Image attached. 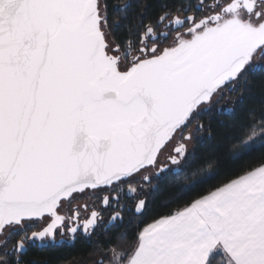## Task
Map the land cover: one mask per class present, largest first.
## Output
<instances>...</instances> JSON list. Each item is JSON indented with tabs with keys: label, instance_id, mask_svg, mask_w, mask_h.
I'll list each match as a JSON object with an SVG mask.
<instances>
[{
	"label": "snow or ice",
	"instance_id": "1",
	"mask_svg": "<svg viewBox=\"0 0 264 264\" xmlns=\"http://www.w3.org/2000/svg\"><path fill=\"white\" fill-rule=\"evenodd\" d=\"M254 76L264 0H0V264L101 233L92 264H264V102L132 219Z\"/></svg>",
	"mask_w": 264,
	"mask_h": 264
},
{
	"label": "trees",
	"instance_id": "2",
	"mask_svg": "<svg viewBox=\"0 0 264 264\" xmlns=\"http://www.w3.org/2000/svg\"><path fill=\"white\" fill-rule=\"evenodd\" d=\"M251 79L252 83L242 97L226 94L221 105L214 106L210 113L204 115V123L209 127L195 145L196 162L191 168L185 169L180 176H166L153 189H150L147 194L149 201L147 211L142 217L132 218L141 227L152 222L159 215L179 206L182 198L178 196V191L184 187L186 181L199 180L200 176L204 174V165L209 162L220 142L221 135L244 118L249 111L258 109L264 102V80H261L259 76H254ZM229 107L233 108L232 112L227 111ZM193 170H195V175L192 174ZM128 219V216L125 217L124 227L134 228L135 225L129 224ZM102 236L101 233L93 241L78 237L76 242L71 245L49 250H29L25 256V262L26 264H88L95 259L94 255H89L93 251V244L96 239Z\"/></svg>",
	"mask_w": 264,
	"mask_h": 264
},
{
	"label": "flooded vegetation",
	"instance_id": "3",
	"mask_svg": "<svg viewBox=\"0 0 264 264\" xmlns=\"http://www.w3.org/2000/svg\"><path fill=\"white\" fill-rule=\"evenodd\" d=\"M116 2L117 3H119L120 2V0H116ZM74 204H82V203H84V199H82V198H78L77 200H75L74 202H73ZM108 216V213L107 212H105V217H107ZM126 217H127V215H126ZM83 238V237H82ZM60 238L58 237V240H59ZM64 245H68V241L67 240H65L64 241V243L61 245V246H64ZM56 247H60V246H53V245H48L47 247H44V246H36V247H31L29 250H32V249H37V250H49V249H52V248H56ZM28 250V251H29ZM26 256V255H25ZM25 256H24V260H25ZM88 264H92V261H90V262H88Z\"/></svg>",
	"mask_w": 264,
	"mask_h": 264
},
{
	"label": "built area",
	"instance_id": "4",
	"mask_svg": "<svg viewBox=\"0 0 264 264\" xmlns=\"http://www.w3.org/2000/svg\"><path fill=\"white\" fill-rule=\"evenodd\" d=\"M68 244L71 245V244H73V243H69V242H68Z\"/></svg>",
	"mask_w": 264,
	"mask_h": 264
}]
</instances>
